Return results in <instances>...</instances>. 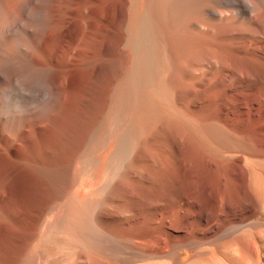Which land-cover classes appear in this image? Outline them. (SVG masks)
Wrapping results in <instances>:
<instances>
[{
    "label": "bare ground",
    "instance_id": "bare-ground-1",
    "mask_svg": "<svg viewBox=\"0 0 264 264\" xmlns=\"http://www.w3.org/2000/svg\"><path fill=\"white\" fill-rule=\"evenodd\" d=\"M179 34L230 42L184 67ZM243 155L264 157V0H0V264L206 255Z\"/></svg>",
    "mask_w": 264,
    "mask_h": 264
},
{
    "label": "rangeland",
    "instance_id": "rangeland-1",
    "mask_svg": "<svg viewBox=\"0 0 264 264\" xmlns=\"http://www.w3.org/2000/svg\"><path fill=\"white\" fill-rule=\"evenodd\" d=\"M177 35V34H176ZM181 35V36H180ZM187 36V38L186 37H184V36ZM189 36V37H188ZM186 38L185 40H184V38ZM207 37H209V36H206V38ZM190 38H192V39H190ZM198 38L197 37V39H196V37L195 38H193V37H190V35H187V34H179L178 36H172V40H173V47H174V51L176 50V47H178L179 48V51L178 50H176L175 52H176V55L181 59V58H184V59H181V61H182V64H183V66L185 67V66H188V64L186 65L184 62H187L189 59L191 60L192 58H195V57H197V56H199L198 55V53H201V54H203V53H210V52H213V51H215V49H216V47L217 46H214V45H216V43H215V40H217L216 42H217V45H219V43L221 42V41H224L223 43L225 44V42L227 41L228 43L230 42L229 41V39H227V38H222L221 39V41H219V39L218 38H214L213 40H214V42H213V40L211 39V38ZM178 39V40H177ZM188 39H190L189 41H188ZM199 39H200V42H198L199 41ZM205 39V40H204ZM210 39H211V41H210ZM239 39L240 40H238L239 41V45H240V47L241 48H244V46H245V48H247V46H246V40H245V38H244V36L243 35H240L239 36ZM192 40V41H191ZM195 40V41H194ZM205 42H208V46L206 45V44H204V46L202 47L200 44H203V42L204 41ZM250 41H252V39H249V42L248 43H250ZM176 42V43H175ZM180 42H182L183 44H181ZM184 42H185V44H188V45H186L185 47L183 46V45H185L184 44ZM191 42V43H190ZM193 42H198V44L196 43V44H194ZM202 42V43H201ZM204 42V43H205ZM178 43L180 44V46H178ZM189 43H190V46H189ZM227 43V44H228ZM194 44V45H193ZM214 44V45H213ZM222 44V43H221ZM182 45V46H181ZM195 47V49H196V47H200L201 46V52H197L196 50H194L193 48V46ZM211 47H213L212 49L213 50H211L210 49V46ZM220 46V45H219ZM219 46L217 47V49L216 50H218L219 49ZM181 47V48H180ZM187 47H188V49H187ZM209 47V48H208ZM187 49V50H189L188 52L190 53H188V52H186L187 50L185 49V50H183V49ZM189 48H191V49H189ZM193 49V50H192ZM209 49V50H208ZM183 51L184 53H183V56L182 55H180L182 52L181 51ZM192 50V53H193V56L191 57V51ZM198 50V49H197ZM179 52H181V53H179ZM179 53V54H178ZM187 53H188V55H187ZM195 54H197V55H195ZM200 54V55H201ZM190 55V56H189ZM195 55V56H194ZM180 56H182V57H180ZM187 59H186V58ZM185 60V61H184ZM200 67V71H199V73L198 72H196L195 74H194V78L192 79V80H188V81H186V82H183V80L182 79H179V81L181 80V82H179V85H181L180 87L182 88V85H185L186 83V86L184 87V88H187L188 87V82L189 83H191L190 84V86L189 87H191V85L194 83V84H196V82L198 81V79H197V81H196V77L198 78V77H200V76H202L203 77V75H204V71H205V68H203L204 66H199ZM203 70V71H202ZM204 72V73H202V72ZM201 73V74H200ZM197 75V76H196ZM202 79V78H201ZM200 79V80H201ZM206 79H208L205 83H207V84H209V83H212L213 82V80H214V78L213 77H207ZM196 81V82H195ZM212 81V82H211ZM179 85H178V88H179ZM194 87H195V85H194ZM181 88H179V89H181ZM183 89V88H182ZM218 97V94L216 93V94H211L210 96H209V98H217ZM222 124V123H221ZM153 125V124H152ZM152 125H151V128H152ZM224 124H222V126H223ZM225 126V125H224ZM228 128V127H227ZM244 157H247V158H244ZM257 158V159H256ZM256 158H251V157H249V156H244L243 155V163H244V165H243V163L241 164V173H246V180H245V182H243L242 183V181H241V189H240V202H241V206H239V209L238 210H226V211H224V214L222 215V216H220V218H219V220L217 221V224L215 223H211L212 225H208V227H207V230H208V232L211 234L212 233V235L209 237V239H207L206 241H208V242H210L211 240H214V239H217L218 237H220L218 240H217V242L216 243H214V244H202V245H200V246H198V251H205L206 252V255H200V256H196V257H194V258H191V261H190V259H188L187 261H186V263L185 264H202V262L204 263V264H207V262H206V260L208 259V262L210 263V264H213L214 262V264H230L229 263V261H236V259H239V261L237 260L236 262H245V260H243L244 258H243V256L242 255H240L239 253H235V250H234V248L230 245V247L228 246L229 244H227V241H231V239H232V235L231 234H236V235H234L235 237H237L238 236V234H239V236H238V238L240 237V239L243 241V242H248V240H250V241H252V240H263L264 241V157L262 158V157H256ZM245 159V160H244ZM247 159V160H246ZM260 160H261V162H260ZM251 167V168H250ZM248 168V169H247ZM249 170H251L250 171V174L251 175H249ZM243 171V172H242ZM258 174V175H257ZM249 175V176H248ZM252 176V177H251ZM249 180V181H248ZM252 180V181H251ZM254 180V181H253ZM248 182H250V184L248 183ZM252 182V183H251ZM250 185L251 186V188H248V185ZM245 185V186H244ZM246 186H247V188L251 191V194H253V197H250V195H248L246 192L248 191V190H246L245 188H246ZM262 188H263V190H262ZM256 198V199H255ZM259 203V204H258ZM245 209H250V210H245ZM241 220H243L242 222H240ZM254 223V224H253ZM234 225L233 226V228L231 229V230H229V233H228V231H226V232H224V229L223 228H221L222 226H228V225H230V226H232V225ZM239 226H238V225ZM251 224H253V225H251ZM237 225V226H236ZM254 225L256 226V227H254ZM236 227V228H235ZM251 227H253L251 230H250V228ZM243 230V231H242ZM263 230V231H262ZM235 231V232H234ZM237 231V232H236ZM247 231V232H246ZM250 231H251V233H250ZM261 231V232H260ZM240 232V233H239ZM243 232L245 233V236H244V234H243ZM220 233V234H219ZM226 233H228L227 235H231V237L229 236H227L226 235ZM253 235H254V237H253ZM223 238H222V237ZM212 237V238H211ZM226 237V238H225ZM235 237H233V238H235ZM245 237V238H244ZM251 237V238H250ZM248 238V239H247ZM250 238V239H249ZM225 239V240H224ZM233 240H235V239H233ZM232 240V241H233ZM245 240V241H244ZM223 242V244L221 243V242ZM225 241V242H224ZM258 244H256L257 246H259V248L260 249H258V247H256V250L259 252V261H260V263L259 264H264V249H262L261 248V246L259 245V242H257ZM218 244V246H220V251H219V249H212V248H215L216 247V245ZM210 246L211 247V250H210V247H208V249L207 248H203V247H205V246ZM213 245H215V246H213ZM223 246H228L227 248L225 247V250H223ZM204 249H202V248ZM223 247V248H222ZM231 248V249H230ZM207 249V250H206ZM214 251V253H212ZM217 251V252H216ZM219 251V252H218ZM209 253V255H208V253ZM221 252H223V253H221ZM224 252H226V253H224ZM213 254H215V255H213ZM223 254V255H222ZM224 254H226V257L224 256ZM237 254H239V255H237ZM211 255H212V257H211ZM227 255H229L228 257H227ZM234 255V256H233ZM236 255V256H235ZM207 256V257H206ZM218 256L220 257V256H222V260L220 259V258H218ZM232 256H233V258H232ZM209 257V258H208ZM235 257V258H234ZM210 258H212V259H210ZM226 258H231V260L230 259H226ZM241 258V259H240ZM243 258V259H242ZM193 259V260H192ZM195 259V260H194ZM201 259H203V260H201ZM224 259V260H223ZM225 259H226V261H225ZM199 260V261H198ZM229 260V261H228ZM164 261H166L167 262V260H163L162 261V259H160V260H158V264H166ZM205 261V262H204ZM222 261L224 262V263H222ZM208 263V264H209ZM244 264H246V263H244Z\"/></svg>",
    "mask_w": 264,
    "mask_h": 264
}]
</instances>
